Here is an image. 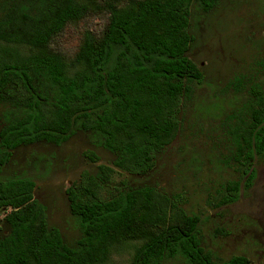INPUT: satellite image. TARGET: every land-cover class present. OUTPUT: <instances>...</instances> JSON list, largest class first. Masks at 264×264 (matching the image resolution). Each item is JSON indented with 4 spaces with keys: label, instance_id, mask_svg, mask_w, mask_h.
<instances>
[{
    "label": "trees",
    "instance_id": "1",
    "mask_svg": "<svg viewBox=\"0 0 264 264\" xmlns=\"http://www.w3.org/2000/svg\"><path fill=\"white\" fill-rule=\"evenodd\" d=\"M0 1V264H105L114 246L136 242L131 264H251L242 254L217 260L201 244V217L153 185L112 186L123 172L142 176L176 137L180 112L204 75L188 56L194 5L220 0ZM105 13L68 59L55 39L68 24ZM233 117L231 147L240 178L225 185L216 207L236 202L264 159V52ZM78 130L114 155L111 165L82 171L66 189L80 237L67 242L48 223L28 175L3 177L13 152L39 142L60 145ZM91 161L98 157L87 152Z\"/></svg>",
    "mask_w": 264,
    "mask_h": 264
},
{
    "label": "rangeland",
    "instance_id": "2",
    "mask_svg": "<svg viewBox=\"0 0 264 264\" xmlns=\"http://www.w3.org/2000/svg\"><path fill=\"white\" fill-rule=\"evenodd\" d=\"M1 1V0H0ZM103 6L104 1L93 0ZM105 13L84 17L67 25L54 45L72 58L87 30L99 31ZM193 41L188 56L204 79L193 85L191 98L180 112L174 140L156 156L147 174L122 173L112 186L153 185L169 196L182 194L188 214L201 217L200 237L217 260L245 255L251 264H264V159L254 161L255 177L238 200L216 207L225 185L240 178L233 161L231 129L233 114L240 110L249 85L258 75L257 61L264 52V0H220L209 12L194 5L190 15ZM93 136L78 130L60 145L39 142L17 148L2 176L28 175L36 182L35 197L46 207L48 223L58 227L69 243L80 237L71 215L66 189L82 171L94 174L98 164L111 165L114 155ZM87 152L98 157L91 161ZM0 212V230L3 228ZM1 233V232H0ZM136 242L114 246L105 264H131ZM162 264H188L180 257Z\"/></svg>",
    "mask_w": 264,
    "mask_h": 264
}]
</instances>
